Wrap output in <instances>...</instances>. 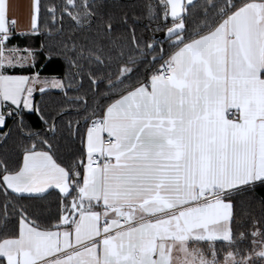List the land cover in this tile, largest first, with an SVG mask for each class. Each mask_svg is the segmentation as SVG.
Wrapping results in <instances>:
<instances>
[{
  "label": "snow or ice",
  "instance_id": "6c2138e0",
  "mask_svg": "<svg viewBox=\"0 0 264 264\" xmlns=\"http://www.w3.org/2000/svg\"><path fill=\"white\" fill-rule=\"evenodd\" d=\"M24 7L0 0V264H264V0Z\"/></svg>",
  "mask_w": 264,
  "mask_h": 264
},
{
  "label": "crops",
  "instance_id": "0c3cea01",
  "mask_svg": "<svg viewBox=\"0 0 264 264\" xmlns=\"http://www.w3.org/2000/svg\"><path fill=\"white\" fill-rule=\"evenodd\" d=\"M14 2L25 6L23 8V14L21 15V27H23L27 23L26 5L28 0H14Z\"/></svg>",
  "mask_w": 264,
  "mask_h": 264
},
{
  "label": "trees",
  "instance_id": "16d2710c",
  "mask_svg": "<svg viewBox=\"0 0 264 264\" xmlns=\"http://www.w3.org/2000/svg\"><path fill=\"white\" fill-rule=\"evenodd\" d=\"M56 66L53 65L52 68H49L45 73L44 75H48V76H52V77H58L59 76V72H54L53 71V68H55ZM40 100H41V97L37 94L36 96V102L37 104L40 103Z\"/></svg>",
  "mask_w": 264,
  "mask_h": 264
}]
</instances>
